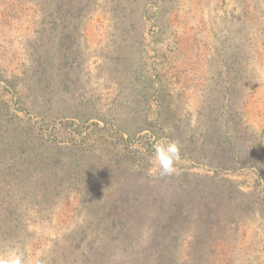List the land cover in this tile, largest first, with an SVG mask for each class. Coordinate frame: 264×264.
I'll use <instances>...</instances> for the list:
<instances>
[{"label": "rangeland", "instance_id": "obj_1", "mask_svg": "<svg viewBox=\"0 0 264 264\" xmlns=\"http://www.w3.org/2000/svg\"><path fill=\"white\" fill-rule=\"evenodd\" d=\"M176 141L171 175L153 145ZM264 264V0H0V264Z\"/></svg>", "mask_w": 264, "mask_h": 264}, {"label": "clouds", "instance_id": "obj_2", "mask_svg": "<svg viewBox=\"0 0 264 264\" xmlns=\"http://www.w3.org/2000/svg\"><path fill=\"white\" fill-rule=\"evenodd\" d=\"M153 156L151 162L153 167L149 169L150 174L158 173L161 176L171 175L176 171L175 163L180 159V146L176 141L159 139L153 145ZM2 264H22L21 256H14L5 260Z\"/></svg>", "mask_w": 264, "mask_h": 264}]
</instances>
